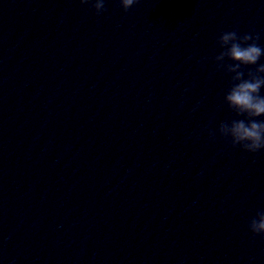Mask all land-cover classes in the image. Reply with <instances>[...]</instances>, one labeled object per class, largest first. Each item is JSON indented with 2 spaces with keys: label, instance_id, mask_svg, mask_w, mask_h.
Masks as SVG:
<instances>
[{
  "label": "clouds",
  "instance_id": "1",
  "mask_svg": "<svg viewBox=\"0 0 264 264\" xmlns=\"http://www.w3.org/2000/svg\"><path fill=\"white\" fill-rule=\"evenodd\" d=\"M82 4H91L96 15L106 11L105 0H80ZM139 0H119L121 8L127 12ZM259 34H239L236 30L222 32L217 40L221 51L213 59L217 71L223 70L229 75L230 87L223 103L236 117L231 121H220L217 131L233 148L239 147L247 153H259L264 150V47H261ZM231 63H225V61ZM247 68V71L245 69ZM210 137L215 132L208 133ZM248 230L253 236L264 239V210L257 211L250 219Z\"/></svg>",
  "mask_w": 264,
  "mask_h": 264
}]
</instances>
